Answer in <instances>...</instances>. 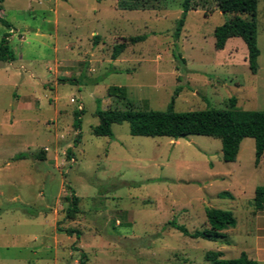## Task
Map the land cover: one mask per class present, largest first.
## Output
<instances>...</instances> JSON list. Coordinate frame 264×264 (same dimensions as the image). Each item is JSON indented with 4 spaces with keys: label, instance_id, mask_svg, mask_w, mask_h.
Masks as SVG:
<instances>
[{
    "label": "rangeland",
    "instance_id": "1",
    "mask_svg": "<svg viewBox=\"0 0 264 264\" xmlns=\"http://www.w3.org/2000/svg\"><path fill=\"white\" fill-rule=\"evenodd\" d=\"M127 1L137 8L119 0L2 3L10 26L0 23V39L9 33L15 59L0 61V264H210L207 251L237 258L244 250L253 258L242 230L264 185V153L255 165L252 138L225 162L218 138L131 135L125 121L112 124L111 136L92 128L98 108L165 110L172 97L176 111L225 109L230 97L235 108L264 110V0L255 73L241 38L214 47V28L232 14L213 0L186 13L178 37L181 0ZM142 34L111 57L115 43ZM112 86L125 98L110 95ZM72 194L78 211L68 217ZM207 207L235 217L224 238H193L168 224L205 230Z\"/></svg>",
    "mask_w": 264,
    "mask_h": 264
},
{
    "label": "trees",
    "instance_id": "2",
    "mask_svg": "<svg viewBox=\"0 0 264 264\" xmlns=\"http://www.w3.org/2000/svg\"><path fill=\"white\" fill-rule=\"evenodd\" d=\"M0 0V10L2 3ZM216 8L224 14H232L222 24L214 28V47L222 49L226 40L230 37H239L244 42L247 49L248 67L252 73L258 68V56L260 54L257 45V2L258 0H213ZM122 2V3H121ZM205 0H181V16L176 21L174 36L178 37L184 24L186 13L189 10L197 9V6ZM121 8H137L129 4L127 0H119ZM241 15H245L242 17ZM0 23L5 26L10 24L0 16ZM9 33H4L0 39V61L9 62L15 59V53L9 45L7 37ZM146 38L145 35L129 36L127 40L115 43L112 47L111 57L116 58L126 47V43L134 44ZM127 41V42H126ZM179 58L180 56H175ZM110 95L125 98V90L122 87L112 86L108 90ZM174 97L170 99L165 110H133L129 109H101L95 110L98 122L92 128V133L96 136H111V126L114 123L127 122L131 135L138 136H167L170 138L186 137L188 135H204L218 138L221 141L222 159L225 162L236 160L240 142L245 137L254 140L255 165L258 164L264 152V110H242L235 108V97L229 98L230 107L219 109L207 107L193 111H176L173 108ZM81 110L74 112V126L79 128ZM25 153H18L15 158L25 157ZM44 159L41 153L38 155ZM218 196L232 197L227 191L218 193ZM66 211L68 217H72L78 211V197L72 194ZM254 210L264 207V185L255 187L253 202ZM205 216L208 228L205 230H195L189 232L184 225L169 221L172 227L179 230L183 235L193 238H203L206 240H216L224 238V230L234 227L236 219L230 210L220 208H205ZM66 234L73 233L79 236V231L71 228L61 229ZM205 260L210 264H258L255 259L241 252L237 258H222L221 251H207ZM83 264V260L79 261Z\"/></svg>",
    "mask_w": 264,
    "mask_h": 264
},
{
    "label": "crops",
    "instance_id": "3",
    "mask_svg": "<svg viewBox=\"0 0 264 264\" xmlns=\"http://www.w3.org/2000/svg\"><path fill=\"white\" fill-rule=\"evenodd\" d=\"M242 231L245 235L243 238L246 249L251 253L252 259H255L258 264H264V207L260 210L252 208L249 211L244 219ZM243 252L246 253L247 251L244 250Z\"/></svg>",
    "mask_w": 264,
    "mask_h": 264
}]
</instances>
